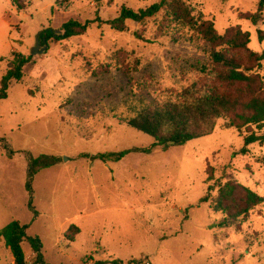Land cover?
Returning <instances> with one entry per match:
<instances>
[{
    "label": "rangeland",
    "instance_id": "rangeland-1",
    "mask_svg": "<svg viewBox=\"0 0 264 264\" xmlns=\"http://www.w3.org/2000/svg\"><path fill=\"white\" fill-rule=\"evenodd\" d=\"M158 1L0 0V78L13 55L32 61L0 100V229L11 221L27 224L26 235L40 239L48 264H264V144L240 153L253 127L238 132L217 119L210 135L164 152L130 153L119 162L92 158L153 142L120 120L130 114L125 100L132 95L184 105L230 91L220 79L225 70L208 58L201 21H212L220 36L227 28L248 32L247 48L264 53L258 38V31L264 37V10L257 25L242 19L256 12L259 0H181L193 16L189 24L163 11L126 21L123 31L103 23L122 6L137 11ZM96 18L101 22L89 24L84 35L31 55L42 30ZM213 49L245 60L244 50L222 42ZM257 72L264 82V66ZM27 154L58 159L33 179L35 219L24 188ZM226 182L263 202L236 229L212 228L226 219L214 206ZM22 248L25 263L33 264L25 241ZM0 264H13L1 239Z\"/></svg>",
    "mask_w": 264,
    "mask_h": 264
},
{
    "label": "trees",
    "instance_id": "trees-1",
    "mask_svg": "<svg viewBox=\"0 0 264 264\" xmlns=\"http://www.w3.org/2000/svg\"><path fill=\"white\" fill-rule=\"evenodd\" d=\"M17 10L24 9L23 4H15ZM264 10V0H259L257 10L254 14L243 15L242 19L249 20L253 25L261 20ZM164 12L175 22L192 23L188 5L181 0H159L147 8L133 11L122 6L118 15L111 20L104 21L115 31H123L125 22L132 21L140 23L144 20L155 17L159 12ZM101 22L98 18L94 21L80 23L75 20H68L61 24L60 28L44 29L37 39L43 47L49 44L60 43L70 38L79 37L86 33L89 24ZM198 33L201 34L209 45V60L216 66L225 70L226 74L221 77L229 88V92L222 94L209 93L193 103L176 105L170 102L156 104L132 95L131 99L125 100L130 114L120 120L127 126L147 134L153 142L147 147H133L127 150L99 153L92 156L102 162H119L124 156L130 153L150 154L158 148L166 151L170 147L183 146L191 140L210 135L215 127L217 119L225 121V128L235 129L240 132L242 129L253 127L254 130H247L243 136V147L241 154L247 153V147L251 144H264V134L258 135L256 131L264 129V82L257 70L264 66V53L256 54L247 48L250 43L248 32L237 28H227L223 35L216 34L212 21H201ZM258 38L264 39L262 31H258ZM222 42L231 49L244 50L245 60L228 56L225 52H217L213 49L216 43ZM46 51V50H45ZM44 53V52H43ZM32 67L30 56L17 53L7 65L4 75L0 78V100L7 98V90L12 82H20L24 73ZM12 152L7 153L11 158ZM88 157V155H82ZM81 156V157H82ZM261 164L264 166V155L261 157ZM58 163L54 156L39 155L36 157L27 154L24 188L27 192V210L32 214V219L37 217L33 206L32 182L40 171L51 168ZM209 190V188L207 189ZM206 202V197L200 199ZM263 198L246 187L226 182L218 188V196L214 203L215 209L224 213L226 219L212 225V228H234L239 219L245 216L250 210L259 206ZM27 224H20L18 221H11L0 229V239L4 246L10 251L13 264H26L22 243L25 241L31 252L34 254L33 264H48L42 255V244L38 237L27 236ZM78 231V229H74ZM72 238L69 237V241Z\"/></svg>",
    "mask_w": 264,
    "mask_h": 264
},
{
    "label": "built area",
    "instance_id": "built-area-1",
    "mask_svg": "<svg viewBox=\"0 0 264 264\" xmlns=\"http://www.w3.org/2000/svg\"><path fill=\"white\" fill-rule=\"evenodd\" d=\"M125 264H151L147 259H132Z\"/></svg>",
    "mask_w": 264,
    "mask_h": 264
},
{
    "label": "water",
    "instance_id": "water-1",
    "mask_svg": "<svg viewBox=\"0 0 264 264\" xmlns=\"http://www.w3.org/2000/svg\"><path fill=\"white\" fill-rule=\"evenodd\" d=\"M96 2L100 1V0H95ZM41 42L38 40L36 47L34 48V51L32 52L31 55H34L36 53H43L45 51V47L40 48Z\"/></svg>",
    "mask_w": 264,
    "mask_h": 264
}]
</instances>
